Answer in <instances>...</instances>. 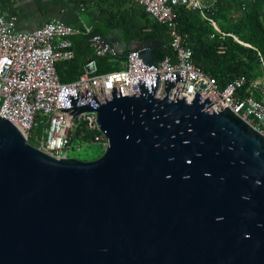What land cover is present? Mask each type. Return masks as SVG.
I'll list each match as a JSON object with an SVG mask.
<instances>
[{
    "label": "water",
    "instance_id": "obj_1",
    "mask_svg": "<svg viewBox=\"0 0 264 264\" xmlns=\"http://www.w3.org/2000/svg\"><path fill=\"white\" fill-rule=\"evenodd\" d=\"M106 39L147 62L162 46ZM178 86L114 89L92 109L109 140L92 160L56 158L0 116V264H264V135Z\"/></svg>",
    "mask_w": 264,
    "mask_h": 264
},
{
    "label": "built area",
    "instance_id": "obj_2",
    "mask_svg": "<svg viewBox=\"0 0 264 264\" xmlns=\"http://www.w3.org/2000/svg\"><path fill=\"white\" fill-rule=\"evenodd\" d=\"M159 22L168 26L174 58L145 61L148 47L127 52L122 67L100 72L96 58H88L77 79L62 82L57 65L76 56L72 38L81 28L48 21L38 29L19 31L13 17L0 15V116L15 124L34 146L56 158L69 157L73 136H87L105 150L109 140L97 121L98 104L118 96L139 95L143 85L161 97L168 83L179 84L177 95L193 100L201 95L215 110L230 108L264 135V73L256 78L239 76L220 87L218 81L198 67L193 50L179 32L175 7L199 9L201 0H134ZM216 29V23L211 19ZM85 32L91 27L82 21ZM97 56L117 61L119 53L106 38L92 37ZM264 71V61L262 62ZM83 107L87 110L79 111ZM41 127V133L37 129Z\"/></svg>",
    "mask_w": 264,
    "mask_h": 264
},
{
    "label": "trees",
    "instance_id": "obj_3",
    "mask_svg": "<svg viewBox=\"0 0 264 264\" xmlns=\"http://www.w3.org/2000/svg\"><path fill=\"white\" fill-rule=\"evenodd\" d=\"M207 17L199 9L186 5L175 7L179 32L193 50L195 64L220 87L239 76L256 78L263 75L264 61V0H201ZM83 10L90 32L82 22L74 25L81 33L72 38L75 58L57 65L62 82L78 78L88 58H96L100 72L120 69L127 52L117 61L109 56H97L92 37L107 38L114 28L122 30L126 41L141 39L162 43L155 49V61L174 58L168 26L150 15L134 0H75ZM211 19L216 23L213 25ZM166 48V49H165ZM42 128L37 129L41 133ZM88 132L87 137L91 138Z\"/></svg>",
    "mask_w": 264,
    "mask_h": 264
},
{
    "label": "crops",
    "instance_id": "obj_4",
    "mask_svg": "<svg viewBox=\"0 0 264 264\" xmlns=\"http://www.w3.org/2000/svg\"><path fill=\"white\" fill-rule=\"evenodd\" d=\"M0 15L15 18L16 27L22 32L34 31L52 20L71 25L82 21L87 23L83 10L75 0H0ZM122 37L118 42L125 41L127 45L137 40L126 41L123 32Z\"/></svg>",
    "mask_w": 264,
    "mask_h": 264
},
{
    "label": "rangeland",
    "instance_id": "obj_5",
    "mask_svg": "<svg viewBox=\"0 0 264 264\" xmlns=\"http://www.w3.org/2000/svg\"><path fill=\"white\" fill-rule=\"evenodd\" d=\"M103 152V147L91 141L90 137L73 136L68 156L80 160H92L102 155Z\"/></svg>",
    "mask_w": 264,
    "mask_h": 264
}]
</instances>
